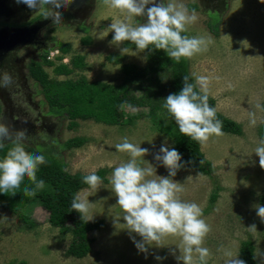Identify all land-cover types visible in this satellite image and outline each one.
Segmentation results:
<instances>
[{"label": "rangeland", "instance_id": "1", "mask_svg": "<svg viewBox=\"0 0 264 264\" xmlns=\"http://www.w3.org/2000/svg\"><path fill=\"white\" fill-rule=\"evenodd\" d=\"M161 2L166 0H156L157 4ZM176 2L186 5L190 12L191 4L196 7L198 19L187 26L186 35L204 36L211 41L205 51L188 58L190 74L209 78V96L215 99L216 111L239 123L242 133L221 132L210 136L206 143L200 144V149L211 170L202 172L184 167L172 179L183 188L178 194L180 199L197 203L203 210L202 218L211 227L202 245L210 251L208 264H225L224 251L238 255L243 241L253 244L257 263L264 264V221L257 216L255 207L261 205L260 198L264 196V169L254 153L264 140V2ZM11 7L15 9L16 4L11 3ZM75 14V20L47 25L41 38L48 43V52L57 48V42L68 43L70 50L63 54L65 63L73 55H80L84 57V66L65 76L55 74L54 66L43 65L51 78L85 77L88 82L117 85L125 78L123 64L135 65L137 69L148 64L146 50L136 49L129 41L112 43L114 31L110 25L124 19L126 13L105 5L103 0H89ZM21 15L17 13L6 21L19 22ZM146 21V15L133 17L134 25ZM210 26H217V36ZM85 37L89 38L88 43L83 42ZM123 48H127L126 53H122ZM32 57H38L32 48L20 47L0 68V77L4 73L11 77L7 87H0V123L13 131L26 130V139L22 142L25 148L32 149V153L50 151L67 164L70 173L89 174L105 169L106 181L101 180L96 189L88 186L78 191L90 201L91 221L103 220L104 226L89 232L88 236L93 238L91 251L76 258L67 254L71 233H62L53 225L52 202L44 205L35 195L27 201L22 211L33 222L32 227L16 212L0 207V264H183L176 259L180 255L179 236H167L162 241L164 246H149L144 253L132 239L133 236L136 240L142 238L130 233L122 218L121 224L114 226V216L122 217L124 213L109 179L115 167L130 159L127 153L115 148L124 137L149 149L148 154L138 158L143 161L142 166L155 167L158 176H168V169L155 156L162 145L173 148L174 138L166 129L175 123L174 117L161 110L158 120L153 122L147 108L130 109L123 105L121 121L116 124L79 118L71 127L68 116L48 111L40 85L28 75L27 64ZM135 85L129 84L132 92L140 95ZM253 114L255 125L250 123ZM129 116L133 119L126 121ZM71 137H82L84 142L64 148L63 142ZM6 143L11 141L3 142ZM253 224L256 225L254 233L248 229ZM157 255L166 258L157 260ZM194 260L199 264L195 255Z\"/></svg>", "mask_w": 264, "mask_h": 264}, {"label": "clouds", "instance_id": "2", "mask_svg": "<svg viewBox=\"0 0 264 264\" xmlns=\"http://www.w3.org/2000/svg\"><path fill=\"white\" fill-rule=\"evenodd\" d=\"M25 4L29 9L38 10L45 19L51 18L53 23L62 21L61 9L67 8L72 0H16ZM104 4L126 13L122 20L113 21L110 25L114 31L112 43L121 44L129 41L138 50L149 49L153 45L157 50H164L174 61L181 58H191L197 53L205 51L211 42L204 36L182 35L186 33L188 25L198 19L195 9L189 11L183 3L176 0L156 3V0H103ZM264 2V0H262ZM151 4V7H147ZM146 15L147 21L134 25L133 17ZM58 49V48H57ZM51 51V50H50ZM49 51V52H50ZM60 51V50H59ZM122 53L127 52L123 48ZM48 52V54H49ZM61 53V52H60ZM62 55V53H61ZM64 58V57H62ZM65 63V62H64ZM194 82H190L189 75L183 77V87L178 93L169 94L164 100V107L174 117L179 131L200 144L208 141L212 135H220L222 122L216 118V109L209 105V78L192 74ZM11 77L4 73L0 77V87H7ZM256 124L254 114L250 120ZM26 130L13 131L7 124L0 123V148L3 142L10 140L12 146L3 159H0V192L15 195L21 187L25 177L33 182L36 189L44 187V181L37 180V168L46 163L42 154L29 153L23 146ZM115 148L119 152L127 153L130 159L113 169L110 176L112 190L118 198L117 204L124 215L114 216L113 224L118 227L121 218L130 233L138 234L142 239L132 237L137 249L147 253L149 246L162 247L163 239L167 236H179L178 245L180 255L176 257L183 264H207L210 256L208 248L203 247L205 237L211 231L210 225L203 219V210L195 202L180 199L183 191L180 183L174 181L177 171L184 167L181 163L182 155L176 148L162 145L155 159L168 169V176H158L155 167L142 166L138 160L149 153L148 148L134 144L127 137L117 143ZM259 157V166L264 169V140L254 152ZM202 162V161H201ZM64 171H67L65 169ZM158 176L159 178H153ZM82 182L93 189L101 183V177L93 171L82 178ZM25 195H35V190L24 188ZM256 214L264 221V205H256ZM71 208L81 215V220L89 222L90 201L81 193H76L71 201ZM255 232L256 225L248 228ZM175 255V249L172 250ZM227 257L225 264H246V261L225 250ZM157 260L166 257H155Z\"/></svg>", "mask_w": 264, "mask_h": 264}, {"label": "trees", "instance_id": "3", "mask_svg": "<svg viewBox=\"0 0 264 264\" xmlns=\"http://www.w3.org/2000/svg\"><path fill=\"white\" fill-rule=\"evenodd\" d=\"M196 8L191 4L190 9ZM214 35H218L217 26H210ZM186 35V33H182ZM84 43L89 42V38L83 39ZM57 48L62 53L56 61L48 59V50L42 54L41 61H31L27 64L28 75L39 85L48 111L58 116H68L70 126L76 124L77 119H94L105 124H116L121 121L122 106L128 108H147V115L153 122L158 120V111L164 110L165 98L172 93H178L183 87V77L189 75L190 82H194L193 76L189 71L188 58H181L180 62H174L164 50H157L153 45L146 49L148 64L143 68L137 69L135 65L121 66L125 74L124 80L117 84H106L102 82H88L85 77L78 79L51 78L45 72L43 65L54 66V73L57 75H70L75 68L84 66V57L73 55L70 62L61 61L63 54L70 50L68 43L57 42ZM116 60V59H115ZM135 83V89L139 90L140 95H135L129 84ZM209 105L215 108V99L209 96ZM136 118V116H134ZM216 118L222 122V132L235 135L242 133V127L236 121L226 117L216 111ZM129 116L126 121H131ZM174 138L173 148H176L182 155L181 163L184 167H190L197 171L209 172L211 164L205 158L200 149V143L185 136L179 131L175 122L166 129ZM84 142L82 137H71L63 142V147L70 149L80 146ZM0 148V159L6 155L11 143L3 144ZM29 153L32 149L25 148ZM35 154H42L46 158V163L37 168V180H43L44 187L36 189L32 181L25 177L21 187L16 190V194H5L0 192V207H8L16 212L27 226L32 227L33 222L22 211L27 201L33 195H25L24 188L35 190V196L39 197L44 205L52 202V209L55 213L53 225L58 227L60 232H70L72 240L67 248V254L76 258H81L91 251L93 238L88 234L92 230L100 229L104 226L103 220L89 221L81 220L79 212L71 208L73 196L82 188L88 185L82 182V178L87 175L84 173H70L67 164L52 155L50 151H37ZM202 161V162H201ZM182 167L181 169H183ZM179 169L177 173L181 170ZM106 170L98 169L95 171L106 181L104 177ZM90 174V173H89ZM214 197V196H213ZM260 204L264 205V196L260 198ZM238 256L246 261V264H258L254 255V246L250 241H243L240 244ZM208 264V263H207Z\"/></svg>", "mask_w": 264, "mask_h": 264}, {"label": "flooded vegetation", "instance_id": "4", "mask_svg": "<svg viewBox=\"0 0 264 264\" xmlns=\"http://www.w3.org/2000/svg\"><path fill=\"white\" fill-rule=\"evenodd\" d=\"M88 1L89 0H72V3L67 8L60 10L62 14V20H75V11L80 9L82 5ZM11 3L16 4L15 9L11 7ZM17 13H22V17H19V22L12 23L6 21L8 17ZM52 22L53 21L51 18H43L40 12L29 9L25 4H18L16 0H10V12L8 14L0 15V29L5 30V33L8 37H10L12 31H28V36H26L25 42H22L11 50L2 53L0 56V68L5 65L10 55L20 47L32 48L35 51V54H37L38 57L35 59L32 57L30 62L41 61L42 54L49 48L48 43L41 38V33L42 30Z\"/></svg>", "mask_w": 264, "mask_h": 264}, {"label": "water", "instance_id": "5", "mask_svg": "<svg viewBox=\"0 0 264 264\" xmlns=\"http://www.w3.org/2000/svg\"><path fill=\"white\" fill-rule=\"evenodd\" d=\"M10 12V0H0V15ZM28 31H12L10 37L5 33V30L0 29V56L5 51L11 50L22 42L26 41Z\"/></svg>", "mask_w": 264, "mask_h": 264}, {"label": "built area", "instance_id": "6", "mask_svg": "<svg viewBox=\"0 0 264 264\" xmlns=\"http://www.w3.org/2000/svg\"><path fill=\"white\" fill-rule=\"evenodd\" d=\"M59 56H61L59 49L54 48L49 52L48 59L51 61H56ZM61 61L65 62V58H62Z\"/></svg>", "mask_w": 264, "mask_h": 264}]
</instances>
